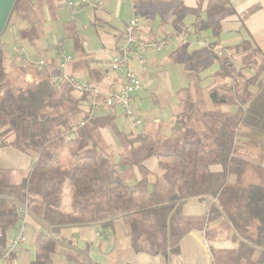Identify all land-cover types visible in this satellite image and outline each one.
<instances>
[{
    "label": "crops",
    "instance_id": "1",
    "mask_svg": "<svg viewBox=\"0 0 264 264\" xmlns=\"http://www.w3.org/2000/svg\"><path fill=\"white\" fill-rule=\"evenodd\" d=\"M69 1L32 0L34 18L40 20L42 35L35 39L33 46L28 42L23 44L28 46L30 60L44 59L47 62V70L43 73L49 76L59 72L61 55H68L73 59L67 67L69 76L85 80L107 92L120 86L118 74L109 71L108 63L123 44L126 26L133 15L140 18L144 39L173 36L169 49L146 54V71L137 61L131 64L142 84V89L134 95V106L142 127L133 129L118 109L101 108L87 122L86 141L81 150L97 151L131 186L147 179L150 191L159 195L169 185L162 156L179 151L186 135L194 138L192 130L200 135L206 152L213 150L211 123L238 112L239 104L235 94L230 92L235 80L218 77L220 62L213 53L236 60V71L247 78L255 75L253 62L248 59L252 56L264 60V0H227L228 5L209 19L205 13L206 3L199 10L198 0H185L186 12L181 16L173 14V0H99L101 8L88 7L77 14L69 9ZM201 21L220 22L219 39H214L210 30H199L196 24ZM33 23L30 19L27 26ZM15 39L10 34L1 37L5 47L11 48L7 54L5 51L8 49L4 47L6 69L18 71L27 64L13 51ZM200 39H206L210 47H203ZM215 42L218 46L213 49ZM27 82L32 89L40 84L38 80ZM251 91L256 93L257 88L252 86ZM73 95L77 100L80 98L77 93ZM196 105L202 106L200 120L196 119ZM79 109L81 113L77 120L80 121L87 115L88 108L81 102ZM185 109L188 111L184 112ZM205 134L210 138L204 139ZM142 136L150 138L147 144L136 141ZM254 136L264 137L236 131L235 149L248 152V160L261 167L260 170L248 169L240 179L242 186L259 184L262 181L260 175L264 174V158L259 162L257 158L259 148L254 145L247 147L250 137ZM12 141V134L1 131L0 144L7 146L0 147V167L6 171L10 182L18 185L32 173L39 153L33 150L21 152L11 146ZM49 150L52 155L62 152L57 145H52ZM222 170L220 165L210 166L212 173H221ZM236 182L235 175L229 176L228 184ZM179 186L181 182L178 181L174 189ZM49 194L56 198L61 212L70 222L54 226L41 221L31 207L39 205L42 198L27 200L31 210L26 218L28 243L7 258H3V250L0 264H32L37 255L36 239L40 234L51 235L57 240L58 248L51 255L52 264H216L214 254L224 263V259L240 247L241 239L231 228L221 207L219 218L212 222L208 219L212 206L218 204L217 198L186 201L182 215L198 227L181 240L178 255L150 256L136 253L130 236L131 227L121 217L96 220V211H82L75 206L72 189L67 182H57ZM23 222L24 218L20 217L18 224L8 231L6 246ZM257 259L258 253L251 263Z\"/></svg>",
    "mask_w": 264,
    "mask_h": 264
},
{
    "label": "trees",
    "instance_id": "2",
    "mask_svg": "<svg viewBox=\"0 0 264 264\" xmlns=\"http://www.w3.org/2000/svg\"><path fill=\"white\" fill-rule=\"evenodd\" d=\"M184 3L185 0H173L174 15L181 16L186 12ZM198 3L199 10L206 3L208 19L228 5L227 0H198ZM15 14L34 22L20 32L22 42L33 46L35 39H40L42 35L40 20L34 18L32 0H16L6 28L0 35V134L3 130L4 134H12L14 141L11 146L25 153L33 150L39 153V157L30 176L18 185L12 184L6 171L0 167V253L6 247L8 231L20 220L18 205L26 204L27 200L42 198L39 205L31 207L41 221L54 226L70 222L61 212L56 198L49 196L57 182H67L72 189L75 206L82 211H96V220L121 217L131 227L130 236L136 253L150 256L178 255L181 240L198 227L182 215V206L186 201L217 198L218 204L212 206L209 221L221 216V207L241 242L238 251L228 255L224 263L214 254L215 263H264V185H240V179L252 168V163L248 152L235 149L236 131L264 135V60L249 57L255 75L247 78L236 71L229 57L213 53L220 62L218 77L235 80L230 92L235 94L239 110L233 116L211 123L213 150L206 152L200 135L192 130L194 138L186 135L179 151L162 156L167 168L165 179L169 185L158 195L150 191L147 179L131 186L97 151H81L86 141L87 125L79 130V137L63 139L65 130L79 122V105L85 96L77 100L67 85L58 92L52 90L50 76L42 72H38L41 80L34 89L24 91L10 83L1 37ZM196 27L201 31H212L214 39L220 37V22L201 21ZM217 46L218 42L212 44L213 49ZM252 86L257 88L256 93H252ZM190 110H193L192 107ZM187 111L185 109L184 112ZM59 140H64L66 146L61 153L52 155L49 148ZM149 140L148 136L136 139L142 144H147ZM253 145L262 151L259 156V161H262L264 146L249 140L247 147ZM5 146V143L0 144V147ZM65 152L70 157L68 160H63ZM212 165H220L222 172L212 173ZM258 168L261 169L260 166ZM231 175L237 177L234 185L228 184ZM178 181L181 186L175 190ZM36 247L37 255L32 264H52L51 255L58 248L57 240L51 235L40 234ZM256 253L257 262L251 263Z\"/></svg>",
    "mask_w": 264,
    "mask_h": 264
},
{
    "label": "built area",
    "instance_id": "3",
    "mask_svg": "<svg viewBox=\"0 0 264 264\" xmlns=\"http://www.w3.org/2000/svg\"><path fill=\"white\" fill-rule=\"evenodd\" d=\"M102 2L99 0H70L68 2L69 9L74 13H79L82 9L93 7L101 8ZM140 18L133 15L128 22L123 44L119 46L117 55L110 60L108 68L111 73L118 74L120 86L110 91L104 92L100 87L93 85L85 80L69 76L67 67L72 62V57L61 55L59 63V72L51 74L52 90L60 91L64 86H69L74 93L85 96L84 103L88 108L86 118L81 119L77 124L71 126L63 133L62 137L66 140L75 139L79 130L87 125L88 120L101 108L118 109L130 122L133 129L142 127V120L137 114L134 106V95L142 89V84L137 74L132 70L133 61L139 62L144 71L147 70L146 54L149 52H162L171 46L173 36H167L154 40H146L141 32ZM184 39V35L181 37ZM203 47L209 48L210 43L206 39H200ZM13 51L23 57L26 64L32 65L35 69L46 71L47 62L39 59L36 62L28 58L25 46H21L18 38L14 40ZM221 54H226L223 50H219ZM234 65L236 60L232 59ZM18 211L20 217L24 218V222L19 226L16 236H14L3 251V258H7L11 254L19 252L28 243V228L26 218L30 215V208L27 204H19Z\"/></svg>",
    "mask_w": 264,
    "mask_h": 264
},
{
    "label": "rangeland",
    "instance_id": "4",
    "mask_svg": "<svg viewBox=\"0 0 264 264\" xmlns=\"http://www.w3.org/2000/svg\"><path fill=\"white\" fill-rule=\"evenodd\" d=\"M30 20H24L21 17V14H15L13 16V18L11 19V22L9 23L10 25L7 27V30L5 32V34L7 35H12L13 37L18 38V42L21 43V46H25L26 50H27V54H28V46L27 44H23L22 40H20L19 34L22 31V29H25L26 27H28L27 25L29 24ZM6 49H8V51L11 48H8V46L5 47ZM10 52V51H9ZM7 74H8V80H10V83L14 86V87H21L22 89H24V91L31 89L29 83L27 82V80L30 81H36V80H41V75L38 72H42L41 70H37L35 69L32 65L27 64L25 68L22 67V69L18 70V71H13L10 68H7ZM202 106L201 105H196L195 107V115L197 116L196 119H199V115H200V110H201ZM247 132V131H245ZM249 133V132H248ZM251 134V133H249ZM264 136V135H262ZM204 139H209L210 137L207 136V134L204 135ZM208 137V138H206ZM262 138V139H261ZM259 138H255L254 137H250L251 141H255V143L260 144V146H264V137ZM58 147H61V149L65 148L66 144L64 142V140H59L57 143H55ZM262 151L259 149V155L257 156L258 158V162H259V156L261 155ZM69 155L67 154V152H65L64 154V159H69L70 157H68ZM255 157V155H254ZM252 168L258 169L260 170L258 167L254 166V164L252 163ZM263 173V171H262ZM260 177L262 178L259 182V184L264 185V174L260 175Z\"/></svg>",
    "mask_w": 264,
    "mask_h": 264
},
{
    "label": "water",
    "instance_id": "5",
    "mask_svg": "<svg viewBox=\"0 0 264 264\" xmlns=\"http://www.w3.org/2000/svg\"><path fill=\"white\" fill-rule=\"evenodd\" d=\"M16 0H0V35L4 32Z\"/></svg>",
    "mask_w": 264,
    "mask_h": 264
}]
</instances>
